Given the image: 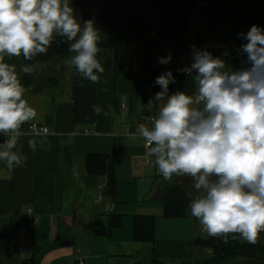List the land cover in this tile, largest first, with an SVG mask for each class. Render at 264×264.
<instances>
[{"label":"crops","instance_id":"obj_1","mask_svg":"<svg viewBox=\"0 0 264 264\" xmlns=\"http://www.w3.org/2000/svg\"><path fill=\"white\" fill-rule=\"evenodd\" d=\"M132 2L138 10L155 6L162 13L188 17L185 33L170 47L171 61L156 63L155 79L167 71L175 78L169 95L196 93V73L189 76L179 69L193 62L200 33L210 43L208 51L222 59L227 70L250 66L241 49L247 40L240 34L246 35L253 22L264 26V0ZM99 48L97 58L105 69L100 82L92 83L72 69L59 97L26 84L20 73L22 56L5 58L17 66L25 98L38 116L22 126L26 134L18 139L26 163L9 171L0 162V264H195L200 222L195 217L165 216L164 202L157 195L169 181L146 155L145 141L137 132L140 124L153 126L158 102L151 109L147 105L161 88L140 62L118 61L112 48ZM93 106L102 109L99 116ZM32 123L47 126L49 133L34 136L28 131ZM30 138L38 141L35 152L27 144ZM6 139L0 134V145ZM90 154L113 159V192L107 190L106 175L88 172ZM173 178L194 198L201 194L191 177ZM138 216L155 220L153 240L138 238ZM258 243L264 245V232Z\"/></svg>","mask_w":264,"mask_h":264},{"label":"clouds","instance_id":"obj_2","mask_svg":"<svg viewBox=\"0 0 264 264\" xmlns=\"http://www.w3.org/2000/svg\"><path fill=\"white\" fill-rule=\"evenodd\" d=\"M74 11L70 0H0V134L7 137L0 145V162L9 171L26 163L18 139L26 134L22 126L38 113L25 98L17 66L5 58L31 61L61 37L71 42L73 54L65 64L92 83H99L105 71L97 58L99 29L94 20L81 23ZM240 35L247 40L241 49L249 67L229 71L219 57L194 48L193 62L180 71L189 76L195 71L196 93L169 95L175 78L171 71L159 75L155 84L161 91L147 105L151 109L158 102V115L151 128L140 124L137 132L165 180L191 177L201 193L190 204L191 215L209 236L224 243L239 236L255 244L264 232V29L253 25ZM171 58L169 53L159 63ZM32 72L30 65L20 68V73ZM93 110L97 116L102 112L99 106ZM31 129L39 137L48 131L35 123ZM37 143L27 140L33 152Z\"/></svg>","mask_w":264,"mask_h":264},{"label":"trees","instance_id":"obj_3","mask_svg":"<svg viewBox=\"0 0 264 264\" xmlns=\"http://www.w3.org/2000/svg\"><path fill=\"white\" fill-rule=\"evenodd\" d=\"M156 17H161L168 22V26L172 25L170 30L162 31L161 38L158 40L159 45L163 46L164 50L159 51L160 56L155 60L149 61L145 56L141 60L135 47H132L127 40L121 35H111L109 32L101 33L99 46L112 48L116 54V60H134L142 64L143 68L148 70L152 82H155L156 63L161 57H166L171 52L170 47L175 42L179 41V37L183 35L187 29L188 17L173 13L171 11L163 12L159 10ZM134 24V22H133ZM138 25V23H135ZM256 25L261 29L264 26L261 22H253L251 26ZM66 38L56 37L48 48L46 54H38L31 61L24 60V65L33 67L31 74H25V82L28 85H33L36 90L50 89L57 80L48 71V66L55 64L57 70L55 73H64L70 69H75L74 66H69L64 63L70 58L72 53L68 51L70 46ZM158 59V60H157ZM88 172L93 176L106 175L108 177L107 190L113 192L116 186L115 166L111 156L90 154L87 163ZM164 202L165 216L168 218H184L194 217L191 215L190 204L195 199L178 178H172L157 195ZM197 219V218H196ZM120 221L113 222V225H118ZM136 233L140 240L150 241L155 236V220L151 217L136 218ZM196 259L195 264H264V245L260 243L250 244L242 242L237 236L236 239L229 237L228 243H224L221 237H201L196 238Z\"/></svg>","mask_w":264,"mask_h":264},{"label":"rangeland","instance_id":"obj_4","mask_svg":"<svg viewBox=\"0 0 264 264\" xmlns=\"http://www.w3.org/2000/svg\"><path fill=\"white\" fill-rule=\"evenodd\" d=\"M70 2L75 10L74 15L81 23L94 20L100 33L109 32L111 35H121L127 43L135 47L140 58L148 56L146 57L147 63L159 57V51L164 50V45L160 46L158 42L161 38V30L168 31L176 27L175 25L168 26V22L166 23L163 18L156 17L159 10L155 6H147L145 9L138 10L137 4H134L132 0H70ZM47 68L49 72H52L50 75L57 80V83L48 90L59 97L61 86L70 78L72 69L68 68L64 73H55L57 70L55 64ZM198 233L201 237L209 236L201 224L198 226Z\"/></svg>","mask_w":264,"mask_h":264},{"label":"built area","instance_id":"obj_5","mask_svg":"<svg viewBox=\"0 0 264 264\" xmlns=\"http://www.w3.org/2000/svg\"><path fill=\"white\" fill-rule=\"evenodd\" d=\"M207 1H208V0H198V3H199V4H205V3H207ZM209 44H210V43L208 42V40H207L205 34H204V33H200V34H199V37H198L197 49H198V50H207V51H208ZM190 65H191V64H190ZM190 65H188V66H190ZM185 67H186V66L181 67V68L179 69V72L182 73V74H186V73L180 71L181 69H183V68H185ZM194 73H195V71H194L192 74H194ZM186 75H188V74H186ZM32 124H33V123H32ZM35 124L37 125V129H40V128H46V129L48 130L47 133H49V128H48L47 126L40 125V124H38V123H35ZM28 131L31 132V133H33V132H32V129H31V124L28 126ZM47 133H46V134H47ZM81 263H82V262H81Z\"/></svg>","mask_w":264,"mask_h":264}]
</instances>
